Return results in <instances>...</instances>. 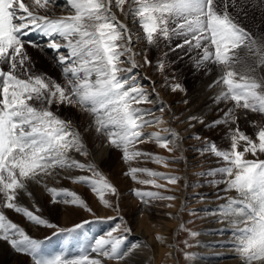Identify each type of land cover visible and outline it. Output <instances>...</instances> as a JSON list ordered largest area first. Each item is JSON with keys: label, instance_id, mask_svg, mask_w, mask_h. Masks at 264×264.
I'll list each match as a JSON object with an SVG mask.
<instances>
[{"label": "snow or ice", "instance_id": "obj_1", "mask_svg": "<svg viewBox=\"0 0 264 264\" xmlns=\"http://www.w3.org/2000/svg\"><path fill=\"white\" fill-rule=\"evenodd\" d=\"M65 3L74 14L50 17L46 13L53 5L60 6L58 0H0V202L4 208L22 214L37 226L57 227L17 202L20 190L27 192L29 184H41L57 168L87 170L100 177L78 176L74 179L90 185L105 206L111 207V203L105 200V192L119 195L118 189L94 166L69 156L73 150L87 153L80 133L70 120L51 110L53 106L57 109L81 108L92 114L96 131L108 135L113 147L122 150V158L126 162L150 155L138 150L130 151L145 140H154L169 152L179 149V144L170 147L172 140L159 133L145 136L143 132L145 126L159 124L161 120L146 119L152 113L140 107L153 102L144 86L138 83V74H133V69L141 66L135 59L140 53L133 50L131 29L120 23L112 10L115 5L124 12L127 4L128 13L134 20L138 18L148 45L156 47L160 37L167 41L179 38L180 42L172 51L197 50L200 59L196 60L195 68L207 70L211 64L220 72L214 83L223 85V88L213 103L232 101L234 106L221 119L206 126L235 124L236 127L230 138L229 150H219L213 143L207 151L226 162V166L220 169L224 178L217 183L226 185L223 191L235 190L239 194V199L228 200L220 206V211L235 226L234 248L242 264H264V159H259L264 155V127L255 129L252 136L247 135L240 130L235 115L236 109L264 114V80L250 74L256 71V66L264 67V41H258L239 23L250 14L255 15L257 10H264V0H65ZM31 32H40L50 38L47 48L56 53L55 64L67 81L66 86L44 73L33 71L34 62L25 49V37ZM29 43L40 47L34 42ZM61 49H66L67 53ZM241 51L245 56L255 57L256 66L245 64ZM143 55L144 63L151 64L146 53ZM125 63L130 67H123ZM240 64H245L246 74L237 69ZM163 68L164 62L159 61L157 69L162 71ZM149 83L154 89V82ZM169 87L171 91L186 93L180 84H169ZM183 102L189 103L187 99ZM163 110L161 107L160 111ZM188 119L204 123L197 116ZM241 142L242 151L239 150ZM246 154H251L254 159H246ZM154 160L165 167L169 163L161 156H155ZM137 173H147L170 184H176L179 179L139 168H131L127 174L136 180ZM139 182L164 187L157 184L156 179ZM49 191L53 203L78 205L92 211L75 192L63 190L64 195L71 199L57 201L61 191L56 188ZM135 195L144 203H148L145 196L175 199L174 196L153 192L137 191ZM81 227L77 224L62 231L71 232ZM0 241L28 257L29 264H103L101 259L90 257L87 250L72 257L63 252L46 256L42 251L43 242L29 236L2 210ZM121 243L120 238H113L109 232L108 238L96 239L90 251L108 260H125L126 264H131L130 259L126 260L131 249L121 251Z\"/></svg>", "mask_w": 264, "mask_h": 264}, {"label": "rangeland", "instance_id": "obj_2", "mask_svg": "<svg viewBox=\"0 0 264 264\" xmlns=\"http://www.w3.org/2000/svg\"><path fill=\"white\" fill-rule=\"evenodd\" d=\"M60 2L66 4L65 0H58V3ZM113 9H115V5H113ZM51 11L53 12L52 15L66 16L65 13H61L60 11H55V10H51ZM116 11H117L115 13L116 16H118V14L121 15V12L118 9H116ZM48 13H47L48 15H51L50 12ZM72 14H74V12H72ZM239 23L241 24L242 27L247 29L253 35V37L256 38L258 41H264V10H257L255 15L250 14L246 19L239 20ZM139 32L142 33V30H139ZM141 36L138 35L134 37V43L132 45L133 50L136 53H140V55H137L135 57L136 62H138V64L141 65L139 68L145 71L148 70L147 76L148 75L149 76L147 78H149V80L154 82L155 84L160 85L159 89L162 91L161 98L166 99L167 97L169 98L170 96L173 97L171 100V105H173V109H171L170 111V109L166 106L167 105L166 100H164V103H157V104L154 103L153 101L154 97L152 96L150 87H147L145 85L144 88L149 94L150 100H152L153 102L142 104L140 105V107H143L151 111L152 115L149 116L148 119L159 118L161 120V124H163V126L161 125L160 128L158 126L160 123L153 124L151 126H145L143 129L145 136H147V134L149 133H159L162 137H166L170 139V133H169L170 129L167 130V128L170 127L171 125L174 127L175 130H178V132L180 133H185V134L189 132L190 133L185 136L186 147L183 148L181 146L178 150L174 152H169L167 149L159 147V145L154 140H145L144 143L136 144L133 146V148H130V151L138 150L140 152L148 153L150 155L137 157L127 162L124 161L122 158V150L115 149L111 144L110 140H107L105 141V143L110 148L111 161L109 165L104 167L101 176L103 178H106L111 184H113L114 182L111 180V178L109 179L110 175L114 176V178L120 177V179H122L123 181L124 180L126 181L129 178V180L131 181L129 182V184L126 186L125 189V190L129 189L126 194V195L130 194L129 197L135 194V192L134 194H132L134 190L140 191L142 193L153 192V193H160L161 195H165V196L175 197V199L173 200H166V199L160 200L145 196L144 200L148 201L147 206L150 207L149 208L147 207L146 210L140 208V209H135L133 211L132 218H134V220H137L141 214H145L143 212L146 213L149 212L154 216L153 218L155 220L162 221L164 225H167V227L169 226L170 229L169 238L173 246L171 247L175 250V257H174L176 259L175 261L173 258V254H171L172 249H170L167 250L166 252L165 261L162 260L160 261V263H158L156 261V257L154 256L155 254L154 246L156 245L155 242L152 241V246L153 245L154 246L151 248V251L148 253L149 258L145 264H197L200 251L202 250V245H201L202 242L200 240L202 239V233L204 231L203 227L207 223L206 213L208 212L211 206L209 203L210 199L207 196L212 195L215 191L218 190L222 193L221 199L226 193L228 194V192L223 191L226 185L224 183H217V181H221L224 178L220 174V169L226 166L225 161H223L222 158L216 157L214 153L207 151V149L213 143H215V145L219 150L222 151L229 150L230 138L233 135V130L236 127L235 124H221L219 126H211V127H208L206 125H210L213 120L221 119L228 111V109L234 106V102L232 101L223 102L219 105L218 110L216 112L208 116L199 117L204 121V123H197L195 120H189V119L185 120L187 116L189 117L193 116L194 111H192L191 106L194 103L195 88L200 81L206 79L208 75L207 72L209 69L208 68L207 70L197 69L194 67L196 60L200 59V54L197 50H191V49H177L175 51L171 50L175 48V45L177 43L180 42L179 38H174L171 41H167L163 39V37H160L158 39L157 46L153 47L147 44V41L144 38L145 35L143 37V34H141ZM137 37H139L138 40L136 39ZM61 42L63 41L61 40ZM25 49L29 57H31V60L34 62L33 71L37 73H43L44 71V74L50 75V77L54 78L56 82L60 83L62 86L67 85V81L63 78L60 68L55 64V58L53 59L50 55H47L46 53L45 54L47 56H45L42 50L40 49L39 51H35L32 47L31 48L25 47ZM242 52L243 51H241V55L244 56L245 64L256 66L255 65L256 58L252 57L251 55L245 56L244 52L243 53ZM51 53L52 52H49L48 54ZM145 53L147 54V59L151 61V64L144 63L143 54ZM49 56L52 58L51 59L52 61L49 60ZM159 61L164 62V68L162 71L157 69V63ZM125 64L123 65V67L126 68ZM245 64L237 65V69L242 74L247 73V68ZM213 68H214L213 70L217 69V67L214 65ZM256 71L250 74L256 77V79L258 80H263L261 79V77L263 78L264 71L263 72L262 70L259 71L258 66H256ZM133 74H135V72H133ZM136 79L137 81L139 80L138 76L136 77ZM169 84L182 85L186 89V93L177 90L173 95L171 93V90L169 89L170 88ZM185 99H187L189 103L185 104L183 102ZM37 107H39V105H37ZM161 107H164L163 111H160ZM52 108L53 111L56 114H58L61 118L70 120L73 124H76L81 129L84 128L86 121L93 116L92 114L84 111L81 108L78 109L71 107H61L57 109L55 106H53ZM168 111H170V113ZM246 112L247 114H245ZM235 115L238 118L237 124L240 130L247 135L252 136L255 129L259 127H264V118H263L264 114L252 113L250 111L243 109H236ZM183 122L184 124H182ZM170 131L171 132L173 131L172 128ZM101 134L102 133L99 132L94 133L93 138H95L94 139L95 144H93V147L96 146V142L101 137ZM86 135L89 137L93 136L92 133H87V132L85 134V137ZM195 136H199L200 138L196 139L194 138ZM88 142L89 141L87 140V143ZM169 146L173 147L174 143L173 142L170 143ZM186 150H187V154H189L188 156L184 152ZM200 150L202 152L201 154L202 157L200 160H197L200 154L196 155L195 151L197 152ZM239 150L242 151L243 148H240ZM79 156L83 164L92 166L91 163L92 159L89 157L88 152L87 154L79 153ZM155 156L165 157L169 161L168 166L165 167L163 163H156L154 160ZM209 157H213V159L211 160ZM245 158L254 159V157H252L251 154H246ZM259 159H264V155H260ZM213 163L214 165H211ZM215 163L220 165H216ZM131 168L148 169L149 171L161 173L165 176H175L179 178L178 180H180V182L179 184H170L165 179L153 178L150 177L147 173H137V179L133 180L132 177L127 174L130 172ZM188 174L192 175V178L195 179L196 181L195 183L198 182L197 184H200L196 186L197 187L195 188L196 190L194 189V187L192 188L191 186H190L191 189L189 190L187 189V191L186 189L185 190L183 189L182 184H185L186 177L188 176ZM89 175L92 179L100 178L98 176H94L93 173H90ZM203 178H206V181H203ZM150 179H156V183L164 185V187L157 188L153 184H144L139 182L141 180H150ZM188 183L189 181L187 182V184ZM78 184H83V183L76 182L75 180L72 181L68 180L66 189L58 190L61 191L60 197L64 196L63 190L80 193L79 188L77 186ZM190 185L192 184L190 183ZM114 186L116 187V184ZM202 187L203 189L201 193L199 189ZM84 189L85 192L82 193L83 200L88 199L87 204L88 205L91 204L88 207L91 208L92 211L90 212L87 210V208H83L81 214L77 215L78 219H80L81 221L69 225V227L68 226L65 227V223L63 224L62 222V214L56 209L54 210L48 208L47 210H45V212L42 211L43 213H40L35 208L29 209L32 210L34 214L40 215L42 218L47 219L50 223L55 224L57 226L55 228H49L40 225V226H36L38 231H36V228L35 230L34 228L30 230L32 235L29 236H31L34 239L41 240L43 242L42 251L46 256H52L61 252L67 254L69 251H74V250L76 253L73 252L72 254H67V255L70 257L78 256L82 252H85L86 250L90 255V249L91 247L94 246L96 239L101 238V236L105 232L109 233L111 231L113 238H120L122 240L124 237H126L128 231L127 222H126L127 219L121 215L122 212L127 211L128 205H136L135 201H137L138 203L139 202L143 203L141 198L135 195L133 196L135 197L134 200H132L131 199L132 197H130L131 199V202L129 201L130 203L123 202L125 204L124 208L120 210L122 206L119 207L115 202L116 205L115 208L118 207L117 209L118 212L116 214V217L114 215L110 220L107 221L105 220L107 218H101L100 216L91 217L92 214H97V215L100 214V212L95 211L96 204L94 202L95 198L97 200L99 198H98V194L97 193L95 194L92 191L90 185L84 184ZM233 191H234L233 195H237L236 191L235 190ZM49 194H50L49 197L52 196V193L50 191ZM107 194H111V193L105 192V196H107ZM192 194H197V195H194L195 196L194 197L191 196ZM60 197H57V201L60 200ZM64 198L68 199L69 197L64 196ZM177 200H180V202L177 203ZM50 201H53V197H50ZM2 204L3 203L0 202V207L3 208L4 205ZM169 205H171V207H169ZM174 209H175V213H177L176 222H174L175 224L172 223L173 219H171L172 218L171 211H173ZM14 215L17 216L12 217L10 220L17 223L22 228L24 225H26L29 222L27 218L24 217L22 214L15 213ZM105 221H107V223ZM77 224H81L82 227L71 232L62 231V230L72 229ZM132 225H134V223H132ZM117 226L120 227L119 229L120 232L117 231L118 229H115V227ZM46 231H48V233H45L46 234L45 236H41V237L34 236L35 234L36 235L43 234V232ZM191 233H199V235L193 236L191 235ZM126 244L127 242L122 241L121 251L123 247L126 246ZM20 256H25V255L21 254ZM105 259L107 260V264H116L117 262V260H108L107 258ZM21 264H29V258L26 257L25 261L21 262Z\"/></svg>", "mask_w": 264, "mask_h": 264}, {"label": "bare ground", "instance_id": "obj_3", "mask_svg": "<svg viewBox=\"0 0 264 264\" xmlns=\"http://www.w3.org/2000/svg\"><path fill=\"white\" fill-rule=\"evenodd\" d=\"M26 2H27V0H26ZM58 5H60V6L53 5L51 10L60 11L61 13H65L66 16L72 15V12H74L67 4H63V2L58 3ZM124 8H125L124 12H121L118 9L121 12V15L118 14L117 20L120 23L127 25L128 28L131 29V33L133 35V38L138 36V35L141 36V34H143V37H144L145 34L143 33L142 27L139 24L138 18L134 20L132 18L131 14L128 13V10H127L128 5H125ZM116 9H117L116 7H115V9L112 8L113 12L116 13L117 12ZM51 10L49 12L52 15L53 12ZM40 11H41V14H44L43 10H40ZM52 16L63 17L62 15H52ZM139 30H142V33H140ZM31 33H32V38H33L31 42H34L35 44L39 45L40 47L39 48L33 47L31 45V43H29V41H26V40H25V47L26 48L32 47L35 51H39V49H40V50H42V52L44 53L45 56L50 55L54 59L56 56V53L53 50L47 48V44H48V41L50 38L44 36L40 32H31ZM61 43H63V42H61ZM61 51L67 53L66 49H61ZM49 52H52V53L48 54ZM50 56H49V60L52 61L51 60L52 58ZM125 65H126V68L130 67V65L128 63ZM208 69L209 70L207 72L208 75H207L206 79L203 81H200L199 84L195 88L194 103L192 102L193 105L191 106L192 111H194L193 116H197V117L208 116V115L216 112L218 110L219 105L221 104L220 103L217 105V104L213 103L214 98L221 92V90L223 88V85H217L214 83L216 80H218V78L220 76V72L217 69L213 70L214 68H213V65L211 66V64L208 65ZM260 70H262V72H263L264 67H259V71ZM147 71L148 70L145 71L139 67L133 69V72H135V74H138L137 75L139 78L138 83L142 84L144 87H145V85L147 87H150V91L152 92V96L154 97V100H153L154 103H156V104L157 103H164V100H166V104H167L166 106L171 111V109H173V105H171V100L173 97L170 96L169 98L167 97L166 99L161 98L162 91L159 89L160 85L154 83V89H153V84H150L149 83L150 80H149V78H147L149 76V75L147 76ZM43 73H44V71H43ZM47 76L50 77V75H47ZM261 79L264 80V75H263V78L261 77ZM153 91H155V95L153 94ZM171 93L174 95L175 91H171ZM51 110H53V108ZM170 111H168V112L170 113ZM240 112H242V111H240ZM171 115H172V113H171ZM145 118L148 119L149 116L145 117ZM188 118H189V116H187L185 118V120H187ZM63 119H65V118H63ZM71 124H72L73 128L80 133L81 142L85 147L86 153L88 152L89 157L92 159V161H91L92 166H94L95 170L102 175V171L104 170V167L109 165V163L111 161V151H110L109 146L105 143V141L109 140L108 135L106 133H102L101 137L96 142V146L93 147V144H95V141H94L95 138H93L94 133L97 132L96 131V125H95V117L92 116L90 119H88L86 121L83 129L79 128V126H77L76 124H73L72 122H71ZM182 124H184V122ZM161 125L163 126V124H161V123L158 125L159 128L161 127ZM170 127L173 130L172 132L169 131L170 140H172V142L174 144H179L180 147L182 146L183 148H185L186 147L185 146L186 145L185 136L187 134H189L190 132L186 133V134L180 133V132H178V130H175L172 125ZM170 127H168L167 130H169V129L171 130ZM251 128H253V127H251ZM189 131H190V129H189ZM86 132L92 133L93 136L89 137V136H87L88 135L87 134L85 137ZM173 134H175V136H173ZM87 140L89 141L88 143H87ZM240 148H243V142L241 143ZM184 152L187 156L189 155V154H187V150ZM79 153H81V152H75L73 150L69 153V156L72 159H75L76 161H79L80 163H82V161L80 160ZM195 153H196V155L200 154L199 155L200 157L198 156V158H197V160H200L202 157L201 156V154H202L201 150L197 151V152L195 151ZM213 157H214V155H213ZM213 157H209V158L212 160ZM225 164H226V162H225ZM211 165H214V163ZM216 165H220V164H216ZM90 173H92V172H90V171L87 172L85 170H80V169L61 170V169L57 168L52 173V175L49 177H46L45 180L41 184H39V185H37L35 183L29 184L28 188H27V192H25L24 190H20L18 193V201L17 202L19 204H21L22 206L28 207L29 209L35 208L40 213H43L42 211L45 212V210H47L48 208L49 209L51 208L54 210L56 209L59 212H61L62 222H63V224L65 223V227L66 226L69 227V225H72V224H75V223L81 221L80 219H78L77 215L81 214L82 209L84 207L80 208V206H78V205H71V204L65 205L62 202L53 203V201H50V197H52V196L49 197L50 194H49L48 190L51 188H56L57 190L66 189L68 180L69 181L75 180L74 178L78 177V176H89L90 177V175H89ZM110 178L114 182L113 185L116 184V188L118 189L119 195L113 196L112 194H107V196H105V200H108L111 203V207L105 206L104 202L100 200L99 195H98L99 199L97 200L95 198V201H94V199H93V201L96 204V210L95 211L100 212V214H98V215L92 214L91 217L100 216L101 218H107L105 220L108 221L114 215L116 217V214L118 212V210H117L118 207L115 208L116 207L115 202L119 207L122 206L120 208V210H122V208H124V205H125L123 202H129V201L131 202V199L134 200V198H135L133 196H135L134 192L136 193L137 190H134L132 192V194H134V195L130 196V197H132L131 199L129 197L130 194L126 195L128 190H129V189L125 190L126 186L131 181V180H129V178L126 181L125 180L123 181L122 179H120V177L114 178V176H112V175L109 176V179ZM188 181H189V183L187 184ZM203 181H206V178H203ZM179 182H180V180H178L176 184H179ZM195 182L196 181H195V179L192 178V175L188 174V176L186 177V182H185V184H182V187L184 190L186 189V191H187V189L188 190L191 189V187L192 188L194 187V189H195V188H197L196 186L200 185V184H197L198 182L197 183H195ZM190 183L192 185H190ZM77 186L79 188L80 193H76V194L81 199H83L82 193L85 192L84 184H78ZM202 189H203V187L199 189V191L201 193H202ZM227 192H228V194L226 193L222 197V199H221L222 193L219 190L215 191L212 195L207 196L210 199L209 203L211 206H210L208 212L206 213L207 223L203 227L204 231L202 233V239L200 240L202 242V244H201L202 250L200 251L197 264H242L238 254L236 253L235 248H234V227L235 226L232 223L228 222V220L223 217V215L220 211V206L225 205L228 200L239 199V194L236 192L237 195H233V192H234L233 190H229ZM29 193H30V195H29ZM94 193L96 194V192H94ZM193 193H195V192H193ZM194 195H197V194H192L191 196H194ZM64 196L60 197V200L64 199ZM68 199H71V197H69ZM194 199H197V198H194ZM60 200H58V201H60ZM180 200H177V203H179ZM84 201L86 204L88 203V199H85ZM135 202H136V205H128L127 211H123L121 214L122 216H124V218H126L128 220V221L126 220L127 227H128V229H131V231H127L126 237H124L122 239V241L127 242L126 246L123 247L122 251H128L129 249H131L130 257H126V260L130 259L131 264H145L149 258L148 253L151 251V248L154 246V245L152 246V241H154L155 245H156V246H154V252H155L154 256L156 257V261L158 263H160V261H162V260L165 261L166 252H167V250H170V249H172L171 254H173V258H174L175 257V250L172 248L173 246H172L171 240L169 238V233H170L169 226L167 227V225H164L162 223V221L155 220L153 218L154 216L152 214H150L149 212H147V213L143 212L145 214H141L137 220H134V218H132V214H133V211L135 209L143 208L146 210L148 207L147 203H144V202L138 203L137 201H135ZM90 205H88V206H90ZM92 207H94V206H92ZM0 210L4 211L5 215L9 219H11L14 216H17V215H14L15 214L14 210H9V209H6L4 207L3 208L0 207ZM8 212H9V215H8ZM171 213H172L171 219H173V222L172 221L171 222L174 223V222H176L177 213H175V209L173 211H171ZM99 220H100V218H99ZM107 221H105V222L107 223ZM132 223H134V225H132ZM36 226L37 225H34L31 222H28L26 225L23 226V229L25 230V232L28 235H32L30 230L33 228L35 230V228H36V231H38ZM115 229H118L117 231L120 232L119 226L115 227ZM45 233H48V231L43 232V234H39L40 236L36 235V234L34 236H38V237L45 236L46 235ZM107 234H108V232H105V233H103V235L101 237L107 238L108 237ZM122 234H124V233H122ZM156 235H157V238H156ZM108 247H110V245H108ZM73 252H75V250L69 251L67 254H72ZM20 255L21 254L16 253L13 249H11V247L6 242L0 241V264H21V262L25 261L26 257L20 256ZM90 255L92 258L101 259L103 261V264H107V260L104 257H100L96 253H92L91 251H90ZM175 260L176 259L174 258V261ZM116 264H126V261L120 260V261H117Z\"/></svg>", "mask_w": 264, "mask_h": 264}]
</instances>
